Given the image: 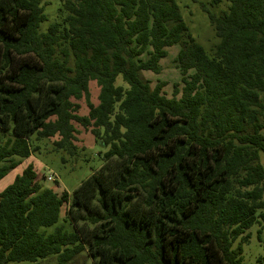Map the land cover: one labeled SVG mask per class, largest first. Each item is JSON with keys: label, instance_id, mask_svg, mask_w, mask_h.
Listing matches in <instances>:
<instances>
[{"label": "trees", "instance_id": "trees-1", "mask_svg": "<svg viewBox=\"0 0 264 264\" xmlns=\"http://www.w3.org/2000/svg\"><path fill=\"white\" fill-rule=\"evenodd\" d=\"M223 1L207 50L175 0H62L46 31L42 0H0V181L44 140L75 155V124L107 148L71 194L32 164L0 193V264H242L264 220V0ZM174 46L169 98L144 73Z\"/></svg>", "mask_w": 264, "mask_h": 264}, {"label": "rangeland", "instance_id": "rangeland-1", "mask_svg": "<svg viewBox=\"0 0 264 264\" xmlns=\"http://www.w3.org/2000/svg\"><path fill=\"white\" fill-rule=\"evenodd\" d=\"M179 6V10L183 20L189 27V32L192 37L210 50L218 38L213 32V28L209 21L208 13L220 15L222 11L227 9L228 3L223 1L222 4L214 5L212 0H175ZM62 0H42L47 20L41 24V31H46L50 24L59 21L60 7ZM179 51L178 46L168 49L169 55L161 61L163 72L160 75H155L150 72H145L146 79L151 81L154 87L158 82L166 84L164 93L167 97L172 96L173 87L175 84H181V75L176 68V57ZM118 84H123L122 78L117 80ZM92 102L98 104L99 88L95 82L90 83ZM77 102V101H76ZM81 105L80 115H87L88 109L84 100L78 101ZM78 130L77 153L69 155L63 150H57L53 145L55 139L44 140L39 143L40 150L34 156L25 159L15 170L7 174L0 181V193L16 178L21 175L23 170L30 164L33 165L37 175L38 182L43 189H53L58 193L68 192L71 194L77 189L84 180L89 178L96 170H99L103 164L102 155L107 151V148L102 143L97 142L93 134L89 130H85L78 124H75ZM51 176L54 180L49 181ZM66 209L63 208V216ZM64 225L67 230H71L69 224L61 221L49 228L52 231L57 226ZM250 234L248 242L242 243L243 261L242 264H264V220H259L247 232ZM242 238H239L234 243V248L241 244ZM8 264H28L9 262ZM77 264H93L92 260L86 255L77 258Z\"/></svg>", "mask_w": 264, "mask_h": 264}, {"label": "built area", "instance_id": "built-area-1", "mask_svg": "<svg viewBox=\"0 0 264 264\" xmlns=\"http://www.w3.org/2000/svg\"><path fill=\"white\" fill-rule=\"evenodd\" d=\"M48 180L52 181V180H54V178L50 176V177L48 178Z\"/></svg>", "mask_w": 264, "mask_h": 264}]
</instances>
